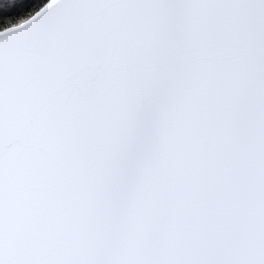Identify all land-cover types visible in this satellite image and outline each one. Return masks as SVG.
<instances>
[{
    "label": "snow or ice",
    "instance_id": "6c2138e0",
    "mask_svg": "<svg viewBox=\"0 0 264 264\" xmlns=\"http://www.w3.org/2000/svg\"><path fill=\"white\" fill-rule=\"evenodd\" d=\"M0 264H264V0H0Z\"/></svg>",
    "mask_w": 264,
    "mask_h": 264
}]
</instances>
